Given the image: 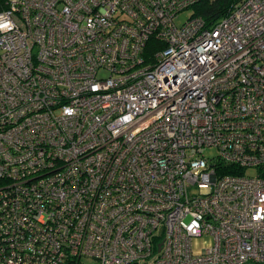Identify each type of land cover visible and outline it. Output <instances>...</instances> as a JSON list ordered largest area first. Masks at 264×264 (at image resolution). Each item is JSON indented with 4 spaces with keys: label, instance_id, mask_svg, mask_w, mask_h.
<instances>
[{
    "label": "built area",
    "instance_id": "built-area-1",
    "mask_svg": "<svg viewBox=\"0 0 264 264\" xmlns=\"http://www.w3.org/2000/svg\"><path fill=\"white\" fill-rule=\"evenodd\" d=\"M198 1L0 10V264L264 262V0Z\"/></svg>",
    "mask_w": 264,
    "mask_h": 264
},
{
    "label": "trees",
    "instance_id": "trees-1",
    "mask_svg": "<svg viewBox=\"0 0 264 264\" xmlns=\"http://www.w3.org/2000/svg\"><path fill=\"white\" fill-rule=\"evenodd\" d=\"M238 1L239 0H199L192 7L193 15L201 17L207 26H211L221 17L225 16L233 4ZM7 2L8 0H0V10L5 8ZM73 264H77V262L74 261Z\"/></svg>",
    "mask_w": 264,
    "mask_h": 264
},
{
    "label": "rangeland",
    "instance_id": "rangeland-1",
    "mask_svg": "<svg viewBox=\"0 0 264 264\" xmlns=\"http://www.w3.org/2000/svg\"><path fill=\"white\" fill-rule=\"evenodd\" d=\"M192 13H193V8H188L186 10H183L178 15V18L176 20L177 24L180 25L183 22H185ZM208 243H210V240L208 238H202L200 240H197L195 249L200 248L201 245H205ZM79 264H100V263L96 259L84 256L81 258ZM243 264H264V262H247Z\"/></svg>",
    "mask_w": 264,
    "mask_h": 264
}]
</instances>
